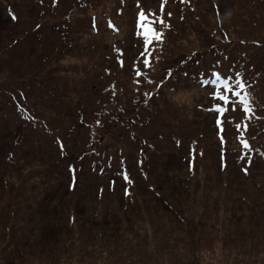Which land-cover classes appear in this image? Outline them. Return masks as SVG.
Masks as SVG:
<instances>
[{"label": "rangeland", "instance_id": "obj_1", "mask_svg": "<svg viewBox=\"0 0 264 264\" xmlns=\"http://www.w3.org/2000/svg\"><path fill=\"white\" fill-rule=\"evenodd\" d=\"M141 23L162 38L146 43ZM240 69L258 114L208 94L213 72L232 84ZM27 108L36 123L22 120ZM0 115L21 158L6 151L4 167L31 169L35 150L52 166L47 194L34 173L8 183L0 170V264H264V0H0ZM18 200L24 215L48 208L66 247L42 250L33 221L4 204Z\"/></svg>", "mask_w": 264, "mask_h": 264}, {"label": "trees", "instance_id": "obj_2", "mask_svg": "<svg viewBox=\"0 0 264 264\" xmlns=\"http://www.w3.org/2000/svg\"><path fill=\"white\" fill-rule=\"evenodd\" d=\"M43 62H44V59H43ZM221 62V61H220ZM48 63H44L42 65H40L42 68H44V66H48ZM238 64H241L242 65V61H240ZM232 67H235V65H232ZM242 74V76L240 75L239 77L236 76V74L234 75L233 79H231L232 81V84L235 80L237 79H242L249 87V83H250V80L247 78V76L245 75V72L243 71V69H240L239 70ZM231 74V72H230ZM34 80V78H32ZM36 80V78H35ZM36 88V86L34 87V89ZM153 95H150L149 98H146V99H149L152 98ZM250 100H251V106H252V111L250 114H258L260 113L259 109L256 107V105H258V101H256V98L254 96V94H250ZM144 103H141L142 104V107H144L145 104H148L150 101L148 100H144L142 101ZM139 104V103H138ZM137 104V105H138ZM4 105L6 108L9 107V102L6 103L4 102ZM108 110V109H107ZM239 110H242V107L239 108ZM121 111V110H120ZM128 111L125 110V107L122 106V111L121 113L118 115L117 114V118H116V121H118V119L120 120H124L126 119L127 117L125 116V114L127 113ZM4 113L3 111L1 112V114ZM1 120H2V129L0 128V170L5 172L6 173V176H7V179H8V183H10V177L12 176H15L17 175V178H18V175L22 174L23 177H25L26 179V176L28 175H31L30 173H34L33 175L34 176H38L39 179L38 180H30V183H35L33 185H36L38 184L40 187H39V194H47L49 193L51 189L50 187V174L49 172L51 173V170H52V166L51 164L47 163V160H46V157L44 155V153H42L41 151H38V150H35L33 152L34 155L37 156V159H35L39 164L34 166V167H31V169L27 166H24L20 163H18L16 161V164H15V167H16V170L14 169H7L6 167H4V160H5V153L7 151V153L13 151V157L16 158V160H21L20 156L17 155L16 151H15V147L16 145L18 144V141L17 139L13 138L12 140H9V139H6V131H7V128L5 127L6 126V123H5V119L6 118H3L1 115ZM152 118L151 115H148L147 119L146 120H150ZM258 119V116H252V117H249L247 120H248V124L245 126V127H242L241 128V132H239V134H243L244 136L242 137L241 139V143L240 145H244L243 142L244 141H248V138L250 137L248 135V128H249V122H252L253 120L256 121ZM82 120L81 119V123L78 122V124H74V122H69L68 124V127H67V132L63 131L62 133L64 134L65 137H67L68 135L72 134V132L74 130H72V125L76 127H81L83 126L82 125ZM24 122V121H23ZM109 122H113V118H111L109 120ZM25 123V122H24ZM43 128L45 129H50L48 127V124L47 122L45 121L44 122V125L42 126V129ZM74 128V129H75ZM116 130L115 129H112L110 131H107L105 134H103V138H106L110 135H114V132ZM119 131V130H118ZM42 137H44V133H41ZM49 135L51 136V138L53 139L54 142L56 143H64V140H63V136L61 135V133H54L52 130L49 131ZM252 136H254L255 138L257 137V135L253 134ZM131 137L133 138L134 136H132L131 134ZM42 140H39L38 142H40ZM46 149V148H45ZM61 149H64V145H62V148ZM44 150V149H43ZM251 150V153L252 155H256V151L253 150L252 148L250 149ZM260 150V149H258ZM261 155V154H260ZM257 156V155H256ZM96 159H94L95 161H100V157H101V154H97L96 156ZM23 162V161H22ZM190 168V170L194 169L192 172H196V166H195V160L194 161H189V164H188ZM30 169V170H29ZM42 170L45 171V173H42ZM29 172V173H28ZM26 180H29L28 177ZM17 187H19V182H16L15 183ZM1 187V186H0ZM6 187H13L12 185H9V186H6ZM2 189L5 188V187H1ZM176 190H178L176 188ZM7 192H10L7 190ZM3 193H6V192H1L0 195H2ZM263 197H264V193H263ZM262 198V196H261ZM236 200H239V199H235L234 200V203ZM243 199H241L240 202H237V205L236 208L237 209H240V210H243L245 209L244 207H247V209H252V212L256 215L258 214L256 212V207H249L250 204H247V203H244L242 201ZM7 207H14L16 206V208L11 212L12 216H15L16 219L18 220L19 223L21 222H29V221H33V223L36 225V227L33 229V231H30L32 232V236H31V239H34L35 241H39L41 242L40 243V246L42 247V250H46L45 249V243L47 240H50L51 241V244L54 245V248H64L66 247L64 244V240L65 238H62L61 236V232H60V229L56 228L54 225H53V218L48 215L47 213V210L48 208H43L40 204H36L34 203V205L30 208L32 209V211H30L27 215H24V212H26V205L28 204L27 203H24V204H21L20 200H18V203L16 201L10 203V204H7V203H4ZM59 204L55 201H51L49 203V207L51 209L52 212H57V206ZM182 206V205H180ZM249 207V208H248ZM172 209H174L175 207H170ZM10 214V213H9ZM262 214V217H264V209H261L259 211V215ZM73 216H71V221L73 220L72 219ZM67 224H69V221H67L65 223L64 226H67ZM12 225H15L14 222H12ZM12 225H8L9 227L12 226ZM87 226V225H86ZM26 230H29V229H26ZM14 230H10L9 234L12 233L14 234L15 232H13ZM119 231H122V227L118 228V230H116V232H119ZM67 235H71V233H67ZM27 239H29V237H26Z\"/></svg>", "mask_w": 264, "mask_h": 264}, {"label": "snow or ice", "instance_id": "obj_3", "mask_svg": "<svg viewBox=\"0 0 264 264\" xmlns=\"http://www.w3.org/2000/svg\"><path fill=\"white\" fill-rule=\"evenodd\" d=\"M165 0H161V10H163ZM155 15V14H154ZM170 16L171 13H168ZM140 21H145L148 19L146 16V13L144 10H141L138 13ZM13 19H15V16H13ZM160 24H164L163 17L160 18L159 20ZM141 28L144 29L143 35L145 38V42L148 43L150 42V38H154L156 40H159L162 38V33L157 31L154 27H151L149 24L146 23H141ZM149 64V61L146 59L144 61L143 66H147ZM140 73L138 72V75ZM212 75L215 77V79L212 81V83L217 84V88L214 91H210L208 94L211 97H216L219 99V101H222L223 104L228 105L230 101L235 98V103H232L231 106L233 108L240 106L243 109V113L245 115H248L252 111V106H251V100H250V93L244 91L248 87V85L242 80V79H237L233 82V84H229V79H221V73L219 72H213ZM236 76L239 77L240 74L236 73ZM218 82V83H217ZM207 83V81H205ZM221 86L223 90L221 91ZM231 93V95H229ZM213 108L220 113H223L225 111V108L222 107L221 103H215L213 104ZM221 121L217 119V123L219 124ZM99 123V121H97ZM239 126V125H238ZM245 148H249L250 145L248 144L247 141L243 142ZM244 171H247V169H244Z\"/></svg>", "mask_w": 264, "mask_h": 264}]
</instances>
